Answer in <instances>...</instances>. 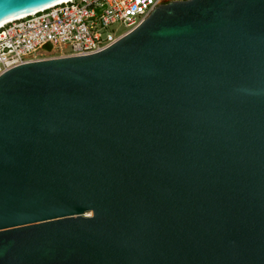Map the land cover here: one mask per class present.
Instances as JSON below:
<instances>
[{
  "label": "water",
  "instance_id": "water-1",
  "mask_svg": "<svg viewBox=\"0 0 264 264\" xmlns=\"http://www.w3.org/2000/svg\"><path fill=\"white\" fill-rule=\"evenodd\" d=\"M0 264H264V0H173L0 75Z\"/></svg>",
  "mask_w": 264,
  "mask_h": 264
},
{
  "label": "built area",
  "instance_id": "built-area-1",
  "mask_svg": "<svg viewBox=\"0 0 264 264\" xmlns=\"http://www.w3.org/2000/svg\"><path fill=\"white\" fill-rule=\"evenodd\" d=\"M173 0H68L0 27V75L48 58L100 52ZM116 25L126 31L119 33Z\"/></svg>",
  "mask_w": 264,
  "mask_h": 264
},
{
  "label": "rangeland",
  "instance_id": "rangeland-1",
  "mask_svg": "<svg viewBox=\"0 0 264 264\" xmlns=\"http://www.w3.org/2000/svg\"><path fill=\"white\" fill-rule=\"evenodd\" d=\"M115 28H117L118 30H120L119 33H122L124 31H126V28H124L122 25H116L115 27H111L110 30L115 29Z\"/></svg>",
  "mask_w": 264,
  "mask_h": 264
},
{
  "label": "bare ground",
  "instance_id": "bare-ground-1",
  "mask_svg": "<svg viewBox=\"0 0 264 264\" xmlns=\"http://www.w3.org/2000/svg\"><path fill=\"white\" fill-rule=\"evenodd\" d=\"M65 1H68V0H64V1H62V2H65ZM23 16H25V15H23ZM23 16H20V17H23ZM20 17H16V18H20ZM16 18H13V19H10V20H7V21H4V22H1V23H0V27L3 26L5 23H7V22H9V21H11V20H14V19H16ZM88 215H90V214H88Z\"/></svg>",
  "mask_w": 264,
  "mask_h": 264
}]
</instances>
